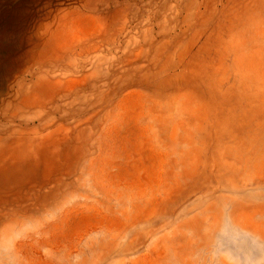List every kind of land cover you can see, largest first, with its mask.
<instances>
[{"label": "rangeland", "instance_id": "374dc122", "mask_svg": "<svg viewBox=\"0 0 264 264\" xmlns=\"http://www.w3.org/2000/svg\"><path fill=\"white\" fill-rule=\"evenodd\" d=\"M0 264H264V0H0Z\"/></svg>", "mask_w": 264, "mask_h": 264}]
</instances>
